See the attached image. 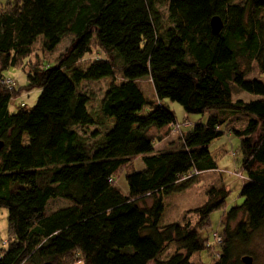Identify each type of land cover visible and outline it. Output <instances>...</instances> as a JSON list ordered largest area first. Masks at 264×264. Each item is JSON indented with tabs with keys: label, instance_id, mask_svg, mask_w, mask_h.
I'll use <instances>...</instances> for the list:
<instances>
[{
	"label": "trees",
	"instance_id": "obj_1",
	"mask_svg": "<svg viewBox=\"0 0 264 264\" xmlns=\"http://www.w3.org/2000/svg\"><path fill=\"white\" fill-rule=\"evenodd\" d=\"M65 38L70 46L53 66L28 73L26 89L40 90L32 109L11 113L16 90L0 84V208L8 211L0 264H60L75 253L85 264H194L209 249L199 231L228 192L210 190L194 224L160 226L163 200L217 170L208 146L222 127L240 140L245 181L242 204L221 219L213 264L254 258L252 243L264 235V81L249 75L255 66L264 76V0H9L0 9V80L37 42L52 52ZM94 51L103 57L86 61ZM145 78L155 101L138 84ZM101 80L109 84L92 111L80 87ZM242 93L257 99L235 98ZM162 100L187 115L213 113L180 133L177 148L155 152L177 126ZM240 116L242 127H231ZM91 127L90 136L77 130ZM137 157L144 168L128 172ZM123 169L127 193L116 187ZM53 199L69 206L46 214Z\"/></svg>",
	"mask_w": 264,
	"mask_h": 264
},
{
	"label": "rangeland",
	"instance_id": "obj_2",
	"mask_svg": "<svg viewBox=\"0 0 264 264\" xmlns=\"http://www.w3.org/2000/svg\"><path fill=\"white\" fill-rule=\"evenodd\" d=\"M9 0H0V9L5 8ZM165 13V9H163ZM166 14V13H165ZM71 38H65L61 43L52 51L45 52L42 50L41 45L37 42L33 46L32 54L30 57L22 61V65L15 67H9L1 72L2 79H10L14 82V89L20 91L19 96L16 98V91L13 93L14 100L9 104V110L11 113L16 112L20 107L29 111L36 104L39 96V89L27 90L28 85L27 76L29 71L33 68H44L46 65L53 66L55 59L65 53V50L70 46ZM103 57V54L99 51H94L93 56L87 57L86 61L93 60L96 57ZM251 79H257L264 81V76L260 74V71L254 66L252 72L249 75ZM109 84V80H101L98 82H91L82 84L80 89L82 92H86L91 97L89 109L96 110L99 101L103 96L105 89ZM139 86L148 100L155 101L156 97L154 89L150 79L145 78L139 81ZM235 98H241L244 101H252L257 97L249 95L247 93L237 94ZM162 105L171 111L176 119V123L180 126L179 132L169 134L164 130L163 136L172 139L178 147V141L181 136L180 133H186L189 131L195 123H205L208 116L213 111H207L204 115H187L183 108L169 100H162ZM239 118V119H237ZM231 127L241 128L243 123L246 122L245 117H236L231 121ZM108 126L110 124L108 123ZM78 132L83 136H90L91 133L96 130L95 127L91 128H78ZM223 135L211 142L208 146L216 165L217 170L206 172L198 176V182L192 187L177 194H171L163 200L164 211L160 219V226L172 224V223H186L194 224L197 222V216L193 211L204 205L208 200V192L212 189L219 190L225 188L228 192L223 206L211 213L209 217V226L199 231L201 238L206 241L209 249L196 253L192 256L191 261L194 264H213L218 259L220 251V243H216L214 236L221 240V219L225 212L235 206H240L243 199L240 197V191L244 183V172L241 169V154H240V140L234 136L231 132H228L225 127H222ZM163 137V138H164ZM157 143V142H156ZM161 145L156 146V149H161ZM165 147V146H164ZM175 148V149H176ZM144 168L142 160L137 157L131 168L127 171H141ZM126 170H121L117 176H115L116 187L123 193H127L128 187L125 180ZM69 206V202L63 199L50 200L46 207V214L53 213L61 208ZM8 240V211L5 208H0V243ZM254 250V258L251 255H243V257H250L253 264H264V235L257 237L252 243ZM174 247L169 246L160 260H164L167 256L172 254ZM60 264H85L81 256L77 253L64 257ZM149 264H155L153 262ZM157 264V263H156Z\"/></svg>",
	"mask_w": 264,
	"mask_h": 264
},
{
	"label": "water",
	"instance_id": "obj_3",
	"mask_svg": "<svg viewBox=\"0 0 264 264\" xmlns=\"http://www.w3.org/2000/svg\"><path fill=\"white\" fill-rule=\"evenodd\" d=\"M211 28L213 33L217 34L222 30V23L219 18H213L211 20ZM2 147V143L0 142V148ZM241 261L244 264H252V259L250 257H243Z\"/></svg>",
	"mask_w": 264,
	"mask_h": 264
},
{
	"label": "built area",
	"instance_id": "obj_4",
	"mask_svg": "<svg viewBox=\"0 0 264 264\" xmlns=\"http://www.w3.org/2000/svg\"><path fill=\"white\" fill-rule=\"evenodd\" d=\"M0 84H1V86L6 87L9 90L14 89V82L12 80H10V79H1L0 80ZM179 129H180V127L178 125L175 126L173 128V133H175V132L177 133ZM213 236H214L215 242L217 244L220 243V241H221L220 238L217 237L216 235H213Z\"/></svg>",
	"mask_w": 264,
	"mask_h": 264
},
{
	"label": "crops",
	"instance_id": "obj_5",
	"mask_svg": "<svg viewBox=\"0 0 264 264\" xmlns=\"http://www.w3.org/2000/svg\"><path fill=\"white\" fill-rule=\"evenodd\" d=\"M173 143L174 142L172 141V139L165 137L161 141L154 143V151L157 152V151L168 150V149L174 148V146L172 145ZM158 145H161L160 146L161 149H156V146H158Z\"/></svg>",
	"mask_w": 264,
	"mask_h": 264
}]
</instances>
